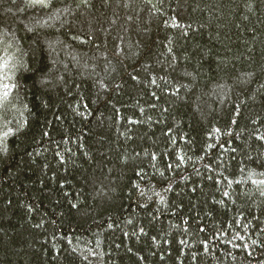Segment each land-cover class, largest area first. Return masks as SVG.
Masks as SVG:
<instances>
[{
    "label": "trees",
    "instance_id": "obj_1",
    "mask_svg": "<svg viewBox=\"0 0 264 264\" xmlns=\"http://www.w3.org/2000/svg\"><path fill=\"white\" fill-rule=\"evenodd\" d=\"M0 264H264V0H0Z\"/></svg>",
    "mask_w": 264,
    "mask_h": 264
},
{
    "label": "snow or ice",
    "instance_id": "obj_2",
    "mask_svg": "<svg viewBox=\"0 0 264 264\" xmlns=\"http://www.w3.org/2000/svg\"><path fill=\"white\" fill-rule=\"evenodd\" d=\"M34 2H40V3H43V0H34Z\"/></svg>",
    "mask_w": 264,
    "mask_h": 264
}]
</instances>
